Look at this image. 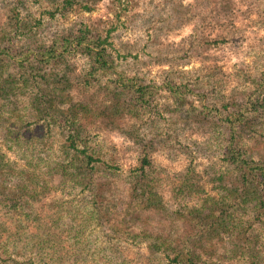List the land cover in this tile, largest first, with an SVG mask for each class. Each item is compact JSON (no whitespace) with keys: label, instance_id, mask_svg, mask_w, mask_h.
Instances as JSON below:
<instances>
[{"label":"rangeland","instance_id":"obj_1","mask_svg":"<svg viewBox=\"0 0 264 264\" xmlns=\"http://www.w3.org/2000/svg\"><path fill=\"white\" fill-rule=\"evenodd\" d=\"M63 1L0 0V48L9 47L18 57L87 28L107 38L115 74L90 75L87 59L74 54L59 64L31 65V79L7 60L1 71L16 79L8 99L22 108L43 90L63 97L55 100L58 108L86 107L88 114L78 120L88 132L86 146L115 169L114 175H100L101 182L111 181L100 216L103 220L108 212L111 223L133 237L102 231L110 223L100 219L75 234L82 216L94 210L88 195L57 176L35 174L0 140L5 154L0 168V264H185L170 263L143 236L163 232L179 238L196 222L217 230L198 264H264V184L241 185L224 160V125L216 116L200 113L203 105H210L223 120L256 90L264 98V0H71L73 6L62 14L56 8ZM48 73L66 79L49 85ZM118 76L157 86L173 83L184 98L177 104L162 88L148 107L109 113ZM35 134L40 139L53 136L47 139L58 152L67 133L56 126ZM235 147L264 166V110L236 133ZM143 158L151 163L157 212L136 216L134 211L129 218L126 213L137 209L132 201L140 197H130L127 175ZM18 180L37 188L31 193ZM235 235L250 246L243 255L231 250Z\"/></svg>","mask_w":264,"mask_h":264},{"label":"trees","instance_id":"obj_2","mask_svg":"<svg viewBox=\"0 0 264 264\" xmlns=\"http://www.w3.org/2000/svg\"><path fill=\"white\" fill-rule=\"evenodd\" d=\"M72 6L71 0H65L56 9L63 14ZM50 15L53 14L50 13ZM107 45H109L107 38H102L100 34L91 29L83 28L77 32L54 38L51 45L44 48L29 49L18 57L11 55V48H0V129H2L0 140L3 142L5 150L15 154L18 159L23 161L26 168L35 174L48 176V179L57 176L62 184H70V187L79 189L88 195L89 205L94 210L82 216L81 226L78 224L74 228L75 234L78 236L83 234L87 223L92 220L98 223L100 219V222L104 220L110 223L108 228L100 227L102 231L115 233L117 237H133L117 222L111 223L113 220L108 212L102 214L104 215L103 220L100 216L103 208L101 204L109 195V185L111 184V181L101 182L100 175H104V173L114 175L115 169H112L86 146L88 132L78 122L81 117L83 118L84 115L88 114L86 107L77 104L70 105L67 108H58L55 100L62 101L63 97L58 98L57 95V98H54L45 94L43 90H39L37 94L29 98L25 106L18 108L11 104L8 99L9 95L14 93L16 79L14 75L4 73L6 61L13 60L23 77L29 76L31 79H35L32 74L28 73L31 65L34 64L39 68L52 63L59 64L66 57L79 54L87 59L90 75L99 71L115 74L114 63L107 52ZM2 68L4 70L1 71ZM65 79L64 74L59 76V74L48 73L46 75V81L49 82V85L59 84V81ZM113 85L112 95L116 102L112 103L108 110L109 113L113 114L126 110L127 107H148L152 98L162 88L168 91L177 104L181 103L182 98H184L182 88L173 83L157 86L154 83L142 84L134 79L118 76L113 80ZM259 93L258 90L252 93L237 112L230 113L223 120L219 117V110L213 106L203 105L200 112H203L206 116H216L217 120L224 125L228 136V146L225 150L224 160L237 173V178L243 187L258 188L259 184H264V166L252 163L242 151L235 147L236 133L246 125L250 117L264 110V98H260ZM56 126L66 130L67 133L63 140L59 138L60 148L58 152L54 151L49 144V139H53V136L48 135L40 139V136L38 137L35 134L37 130H41L43 127L51 132ZM4 157L5 154L0 151V168L3 165L2 160ZM150 166L151 163L143 158L141 166L133 170L132 175L131 173L127 175L128 180L131 182L129 185L127 184L130 197H140L139 200L132 201L137 209L132 205V212L129 215L126 213L129 218L133 216L134 211L139 212L136 216L139 214L146 216L148 213L157 212L152 200V198H157L156 190L152 186L154 177L148 174ZM24 184L23 181L18 180V186L29 189L31 193L37 188L34 185L28 188ZM122 203L124 201L121 202L123 208L125 203ZM127 204H131V198H129ZM216 231L211 226L196 222L190 232L179 238L170 239L163 232L161 234L146 233L143 238L149 240L151 248L161 251L170 263L198 264L202 256L201 251L206 247L205 243L215 240ZM249 248L246 239H242L237 235L233 237L231 243L233 253L243 255ZM92 253L96 254L97 252L92 251Z\"/></svg>","mask_w":264,"mask_h":264}]
</instances>
